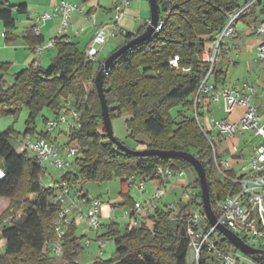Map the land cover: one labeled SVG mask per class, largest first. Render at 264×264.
Wrapping results in <instances>:
<instances>
[{
  "label": "trees",
  "instance_id": "1",
  "mask_svg": "<svg viewBox=\"0 0 264 264\" xmlns=\"http://www.w3.org/2000/svg\"><path fill=\"white\" fill-rule=\"evenodd\" d=\"M252 1L157 0L163 21L161 30L123 53L103 79L111 121L127 117L129 138L146 136L149 143L145 149L187 152L199 159L206 171L213 210L219 200L233 192L229 183L217 178L212 148L195 120L194 97L208 70L201 56L206 44L221 32L229 16L242 7L241 3ZM258 3L241 20L252 16L255 21ZM15 9L20 14L26 13L25 5ZM0 21L8 31L16 28L13 11L4 0H0ZM147 26L144 24L135 34L126 33L123 45L142 34ZM28 37L32 38L34 47L42 44V36H35L33 31ZM54 48L56 54L47 67L32 64L15 74L9 86L0 79V114H13L12 109L25 108L28 118L23 135L26 136L34 133L30 127L44 108L58 115L63 102L74 98L81 121L79 129L69 132V141L77 143L79 156L73 165L75 171L70 170L61 180H68L74 189L80 185V176L85 182L98 183L120 179L122 207L133 208L135 202L128 185L132 177H148L164 183L156 176L158 167L192 169L181 159L132 156L120 151L106 136L95 85L104 61H89L85 52L65 37L56 38ZM175 56L179 57L178 68L170 65ZM186 68L190 71H184ZM225 75L221 68H214L217 84L225 83ZM174 109L176 116L172 115ZM14 132L12 128L0 131V170L4 173L0 179V198L9 200L0 215V239L5 241V252L0 258L10 260V264H55L51 260L57 258L48 249L55 239L52 221L59 210L53 203L55 190L43 186L46 171L38 159L14 148L11 142ZM193 189L198 190L193 199L179 202L180 216L191 207L202 208L197 177ZM19 211L24 220L16 224ZM202 215L205 219L203 212ZM170 216L164 208H155L148 216L152 228L142 225L126 230L124 235L118 225L109 226V231L98 239L114 238L116 250L111 260H96L93 264H196L189 262L183 220H171ZM6 220L9 225L5 224ZM76 231V225L72 224L65 237L64 262L60 264H79L84 249ZM220 237L219 246L233 248L221 234ZM199 264H210L206 252H201Z\"/></svg>",
  "mask_w": 264,
  "mask_h": 264
},
{
  "label": "built area",
  "instance_id": "2",
  "mask_svg": "<svg viewBox=\"0 0 264 264\" xmlns=\"http://www.w3.org/2000/svg\"><path fill=\"white\" fill-rule=\"evenodd\" d=\"M258 1L260 0H253L231 14L221 32L209 42V46L206 45L201 60L208 70L194 97L195 120L212 148L215 174L220 181L229 183L233 192L216 203L213 212L217 224L230 230L247 245V241L255 239H260L264 243V117L257 114V110L261 106L264 108V89L259 91L247 82L235 87L226 83L217 84L214 80V68L223 53L236 52L239 54L235 43L237 23ZM129 3L130 0H116L111 22L103 26L96 24L97 30L92 45L86 51L89 61L95 62L99 48L116 36L118 24L125 15ZM77 11L84 13L82 6L62 1L52 13L39 16L34 22L32 31L35 36H41V26L46 20L60 18L61 29L63 32H67L72 13ZM91 18L95 19L94 16ZM162 25L161 19L156 33L161 30ZM249 30L261 38L257 51L258 59L264 64V21L251 22ZM55 45L56 39L52 40L48 46L42 44L37 46L35 52L38 58L48 48ZM38 64L39 62L36 61L35 67ZM170 65L173 68H178L179 57L175 56ZM184 71L188 72L190 68H186ZM259 100L262 101L261 106L255 103ZM213 105H222L225 114L229 117L235 115L236 119L232 121L211 119L209 114L212 113ZM200 113L204 115L203 122L200 120ZM80 121L81 114L76 106V101L69 97L63 102L62 110L56 118L47 121L46 136L33 140L32 134H28L23 137L22 144L27 152L34 154L42 166L44 162H47L65 175L72 169L78 158L79 147L77 143L70 141L60 144L56 139L50 137V134L53 131L60 132L66 129V135L69 138L70 131L80 128ZM64 125L65 128H63ZM244 132L253 133L255 137L262 139V144L256 146L248 157L244 156L240 148V139ZM183 175L184 170H172L164 167H158L156 170V176L162 182ZM3 177L4 173L0 170V179ZM152 181L155 180L135 176L129 180V185L136 187L139 193L145 194L146 183ZM189 189L190 187L185 189L187 195H197L196 192L191 193ZM54 190L53 203L59 207V210L52 221L55 239L49 243L48 249L52 256L62 259L65 252V237L72 224L86 222L94 231H101L104 228L102 206L107 202L93 199L85 194L82 185H77L72 189L69 181L61 180V178L54 181ZM180 201L168 202L165 191L162 188H157L144 201L135 202L132 210H125L124 217L130 220V230L138 229L142 225L152 228L153 225L148 219L149 214L155 208H164L170 212L171 220L179 218L183 220L188 246L194 254L196 264H199L201 252H206L210 256V264H237L238 260L230 254L231 249L219 246L220 233L210 226L206 217L204 219L202 208L191 207L180 216ZM116 210L117 207L111 208V213L113 214ZM97 242L101 248L104 247L105 240L98 239ZM86 244L89 245V241Z\"/></svg>",
  "mask_w": 264,
  "mask_h": 264
},
{
  "label": "rangeland",
  "instance_id": "3",
  "mask_svg": "<svg viewBox=\"0 0 264 264\" xmlns=\"http://www.w3.org/2000/svg\"><path fill=\"white\" fill-rule=\"evenodd\" d=\"M130 3L132 4L131 7L134 9L141 8L144 6V10L149 12V5L146 0H130ZM246 3H241L242 6H244ZM260 21H264V0H260V3H258L255 7ZM52 13V12H51ZM45 14V13H44ZM43 15V14H42ZM61 21V20H60ZM135 22V20H133ZM69 23H71L69 21ZM71 25V24H70ZM61 26V23H60ZM246 26L244 23H242V20L237 23L236 30L242 31ZM249 29V26L246 27ZM137 29V28H136ZM62 31V29H61ZM63 32V31H62ZM110 47L112 46V49L108 50L103 56L106 57V59L114 52L116 51V47H119L123 45L124 39L121 38L119 44H114L115 38L110 39ZM253 40H259V38H253ZM109 42V41H108ZM49 43L46 45L48 46ZM118 49V48H117ZM244 48L241 47L240 55H236L235 52L230 55L229 59L226 58L225 62L221 65L219 62L217 64V68H224L227 70V77L225 78V83L228 85H241L243 82H248L249 84L253 85L257 90H259L262 86H264V64L262 61L258 59V51L252 54H247L245 51L243 52ZM53 54V49H51L50 54ZM105 59V58H104ZM42 61H44L43 67H47L50 64V59L46 56L41 58ZM11 62L12 60H8ZM7 61V62H8ZM19 73L18 70L14 69L12 70L11 74H9V77L6 79L9 81V83L14 82V75ZM11 84V85H12ZM61 102H63V98L61 99ZM256 105L261 106L262 101H256ZM214 114L210 117L211 119L215 120H227L232 121L235 117L224 114L222 111V108H219L218 106H213ZM64 111V110H63ZM61 112V111H59ZM190 113V112H189ZM176 109L173 110L172 115L176 116ZM257 114L259 116L264 117V108L261 106L257 110ZM195 115V112H194ZM57 114L50 108H44L37 116L35 120V124L32 125L30 128H34V133L32 134V139L36 140L38 137H42L46 134L48 130L47 121H52L56 118ZM200 120L204 121V115L200 113ZM28 118V111L25 108H21L19 111V114L17 115V118L14 119V117L10 115H1L0 116V131H5L9 129V127H14V133L11 134V141L14 145V148L17 150V152L21 154H26L28 157H34V154L32 152H27L26 148L22 144L23 140V133L25 132V129L27 127L26 120ZM126 119L127 117H121L117 118L112 122L113 126V132L115 137L124 143L126 147H128L131 150H145V147L149 143V139L146 136H138L136 139H131L128 137L129 133L127 131L126 127ZM65 128V125L63 126ZM66 130V129H64ZM50 137L56 139L60 144L68 143L69 138L65 133H59L58 131H53L50 134ZM76 144V143H75ZM262 144V139L259 137H255L253 133L250 132H244V135L242 136V139H240V148L243 151V154L245 157H248L252 154L254 151V148L256 146H259ZM43 167L46 169V173L42 178V184L45 186V188H53L54 189V181L59 180L64 173L53 167L52 165H49L47 162H44ZM238 167V166H237ZM72 171H75L72 167ZM193 172V175L197 177V174L194 170H191ZM190 171V172H191ZM190 172L184 177L180 176L181 179H187L190 176ZM191 172V173H192ZM154 184H158V180L153 181ZM79 184L80 186H83V191L88 196L92 197L93 199H100L105 198V201H107V196H109L112 199V203H115L114 205L117 207L116 215H114V223L118 224L120 228V232L122 235L125 234L126 230L128 229L130 225V220L126 217H124V211L128 210V207H122V203H117L118 199L120 197L121 192V183L120 180L115 178L110 182L107 183H98V182H85L83 178L79 177ZM146 183V192H149L150 187H147ZM173 181L169 182L168 185H165V188L161 187L165 193H166V199H169L171 202H178L179 200H182L184 202H188L191 199H193L194 196L187 195L184 188L176 189L174 191V194L170 195V191L172 188ZM189 191L191 193L196 192L198 193V190L190 188ZM130 193L131 197L133 198L134 202L137 201H143L142 194L139 193L136 187H130ZM146 194V193H145ZM117 199V200H115ZM9 200L0 198V215L4 212V210L8 207ZM86 210V208H85ZM24 220L22 212H18L16 214L15 222L16 224H20ZM10 224L9 220L5 221V224ZM108 222H104V226ZM77 234L78 237L81 240V246L84 249V253L79 257L78 261L79 264H93L96 260H102V261H109L112 258V255L114 254L116 250V245L114 242V238H109L108 241L104 244V247H100L97 240L98 237L103 236L106 234V229H103L99 232L94 231L91 229L86 222H80L77 224ZM87 241H89V245H87ZM248 245L254 246L257 249L261 248L264 249V243L260 239L255 240H249L247 241ZM230 254L234 256L239 264H256L253 261L249 260L247 257H245L243 254H241L239 251H237L235 248H231ZM5 252V241L0 239V257L3 256ZM100 252L102 254L100 255ZM189 255L190 260L189 262L194 263L195 257L193 252L189 249ZM51 256V255H50ZM50 258H53L52 256ZM55 264L63 263L64 261L62 259H53L51 260ZM10 260H6L3 258H0V264H10Z\"/></svg>",
  "mask_w": 264,
  "mask_h": 264
},
{
  "label": "crops",
  "instance_id": "4",
  "mask_svg": "<svg viewBox=\"0 0 264 264\" xmlns=\"http://www.w3.org/2000/svg\"><path fill=\"white\" fill-rule=\"evenodd\" d=\"M4 1L12 9L13 18L16 22V28L14 30L8 31L5 28L4 23L0 21V79L2 78L5 86H9L12 84L6 80L9 77V74H11L12 70L16 69L18 70V72H20L28 68L32 64L35 65L36 61L39 62L38 66H43L44 61L41 60L42 57L46 56L51 61V59L56 54V49L54 47H51V48H48L38 58L35 52V48L37 46L34 47L32 45V42H33L32 38L28 37V34L31 33L32 31L34 22L39 16H41L44 13L53 12L55 7L58 6L62 1H66L70 4L82 6L84 9V13H80L78 11L72 13V16L70 19L71 25L67 32L61 31V26H60L61 19L60 18H52V19L46 20L41 26V36H42L41 39H42V45H46L47 43H50L52 40L56 38L65 37L68 42L76 43L79 49L85 52L86 54L87 49L92 45V40L97 30L96 24L98 26H103L111 22L113 18L114 5L116 2V0H4ZM21 5L26 6V13L24 14L18 13L17 10L15 9ZM131 5L132 4L129 3V6L125 10V15L123 16V18L118 24V31H117L116 36L114 37L115 41L113 42L114 44L118 45L121 38L125 40L126 33L135 34L141 28V26L149 23L150 9L148 12L144 10V6H142L140 9L139 8L134 9L131 7ZM92 16H94L95 22L91 18ZM133 20H135V22ZM258 20L260 19L257 13L255 21H258ZM251 22H254V18L252 16H249L247 19L242 20V23H244L246 27L249 26ZM246 27L242 31L236 30L237 39L235 43L237 45V48L239 49V54L235 52L237 56L241 54V51H240L241 47L244 48L243 52L245 51V53L247 54L255 53L261 42V38L255 34H252L250 30L247 29ZM253 38H259V40H253ZM110 42L111 40H109V42H107L105 45L99 48V53L96 58V62H102L106 60V57L102 58V56L108 50L112 49V46L111 47L109 46ZM206 45L209 46V43H207ZM117 48L118 47H116L115 50H117ZM51 49H53V54L52 53L50 54ZM231 54H233V52L223 53L220 58L219 63L222 65L225 62L226 58L229 59ZM8 60H12V61L9 62ZM3 65L4 66L6 65L7 67H1ZM221 69L226 72V75H225V78H226L227 70H225L224 68H221ZM241 85H232V86L235 87V86H241ZM263 89H264V86H262L259 89V91H262ZM213 106H212V113H210L209 116H212L214 114ZM218 107L222 108V111L224 112V108L222 105H219ZM20 109L21 108L12 109L14 112L13 114L4 113L3 115H10L14 117V119H16L17 115L19 114ZM238 112H240V110H238ZM1 115L2 114H0V116ZM235 119H236V116L234 117L233 120ZM9 128H12L14 130V127H9ZM59 133L66 134L67 132L66 130L63 129ZM191 170L192 169L185 170L182 178H184ZM191 172H190L189 178L187 179H181L179 177H176L164 183H161L160 181H158L159 182L158 184H154L153 181L148 182L147 187L149 186L150 190L149 192H146V194H142V197H143L142 200L144 201L149 196V194H151L155 189L161 188V187L165 188V185H168L169 182L171 181H173V184H172V188L170 191V195L174 194V191L176 189H180V188L186 189L187 187L192 188L195 184L196 177L195 175H193V172L192 173ZM120 183H121V180H120ZM129 194L131 195L130 190H129ZM106 199H107L106 201L107 203H104L102 206V216H103V222H108V221L110 222L109 225L107 224L103 228V229H106V233H107L109 231V226L118 225V224L114 223L113 216L116 215V212H114L113 214L111 213V208L116 207L114 205L115 203H112L113 201L109 196H107ZM100 200L105 201V198L101 197ZM120 202H122V200L119 198L117 203H120ZM137 202H142V201H137ZM168 202H171V201L168 199ZM128 210H132V208L128 207ZM75 225L77 227V224ZM120 228L121 227H119V232H120ZM127 230H130L129 227ZM76 235L78 236L77 231H76ZM107 241L108 240H105V243ZM80 243H81V240H80ZM101 254L102 252H100V255ZM247 258L251 260L249 257Z\"/></svg>",
  "mask_w": 264,
  "mask_h": 264
},
{
  "label": "water",
  "instance_id": "5",
  "mask_svg": "<svg viewBox=\"0 0 264 264\" xmlns=\"http://www.w3.org/2000/svg\"><path fill=\"white\" fill-rule=\"evenodd\" d=\"M149 9H150V20L145 31L134 39L128 41L126 44L114 51L102 64L101 69L98 71L95 78V85L97 88L102 117H103V127L106 133L107 138L111 143H113L120 151L132 155V156H156L161 158H173L181 159L186 161L191 165V168L197 174V179L200 183V197L203 213L208 220L210 226L214 227L227 241L231 243L233 248L239 251L246 257H249L252 261L257 264H264L262 258L264 257V250L253 248L246 243H244L239 237L234 235L227 228L217 224L216 216L213 212L211 205V195L209 184L206 177V171L194 155L187 152H177V151H166V150H156V149H145V150H131L126 147L121 141H119L113 132L112 121L109 115V109L107 101L105 99V94L103 90V79L111 71V67L114 62L130 48L142 44L150 40L156 33L157 27L159 26L161 17L160 9L157 0H147Z\"/></svg>",
  "mask_w": 264,
  "mask_h": 264
}]
</instances>
